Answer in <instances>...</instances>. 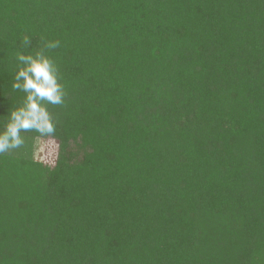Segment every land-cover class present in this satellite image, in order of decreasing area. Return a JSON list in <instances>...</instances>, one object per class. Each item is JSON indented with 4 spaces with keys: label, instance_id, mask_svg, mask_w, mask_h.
Here are the masks:
<instances>
[{
    "label": "trees",
    "instance_id": "trees-1",
    "mask_svg": "<svg viewBox=\"0 0 264 264\" xmlns=\"http://www.w3.org/2000/svg\"><path fill=\"white\" fill-rule=\"evenodd\" d=\"M55 41V131L0 154V264H264V0H0V130Z\"/></svg>",
    "mask_w": 264,
    "mask_h": 264
},
{
    "label": "clouds",
    "instance_id": "clouds-1",
    "mask_svg": "<svg viewBox=\"0 0 264 264\" xmlns=\"http://www.w3.org/2000/svg\"><path fill=\"white\" fill-rule=\"evenodd\" d=\"M23 43H31L25 37ZM60 46L59 41L48 42L45 48L35 55L18 54L17 59L23 65L15 76L13 88L24 91L26 101L23 107L10 113V120L3 133H0V154L19 148L24 140L21 132L36 131L43 135L55 131L51 114L44 102L52 105H62L66 92L59 83L60 75L55 62L45 54Z\"/></svg>",
    "mask_w": 264,
    "mask_h": 264
},
{
    "label": "rangeland",
    "instance_id": "rangeland-1",
    "mask_svg": "<svg viewBox=\"0 0 264 264\" xmlns=\"http://www.w3.org/2000/svg\"><path fill=\"white\" fill-rule=\"evenodd\" d=\"M4 130L5 129H1L0 133H3ZM18 149H20V147L8 151L4 154L7 156L9 155L11 156L17 153L19 151ZM31 150H32L31 159L33 160V162L49 169H52L55 166L57 160V153H58V147L56 141L52 139H38L32 144Z\"/></svg>",
    "mask_w": 264,
    "mask_h": 264
}]
</instances>
